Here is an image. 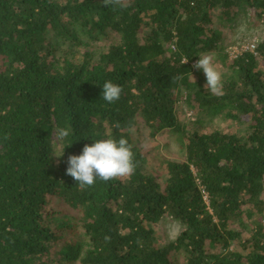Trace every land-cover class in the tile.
<instances>
[{
	"label": "trees",
	"instance_id": "trees-1",
	"mask_svg": "<svg viewBox=\"0 0 264 264\" xmlns=\"http://www.w3.org/2000/svg\"><path fill=\"white\" fill-rule=\"evenodd\" d=\"M215 10L262 18L264 0H126L123 8L0 0V264H176V255L183 264H264V39L232 61L237 75L223 95L207 94L191 81V63L218 50ZM85 41L108 46L80 64L55 54ZM106 81L123 89L115 103L102 99ZM183 93L202 111L248 117L247 133L185 130L176 114ZM139 119L151 137L168 131L185 142L163 183L133 139ZM60 127L72 133L57 142ZM106 134L132 145L135 172L81 189L66 175L68 157ZM254 215L249 238L230 228ZM163 218L183 228L159 246L153 225Z\"/></svg>",
	"mask_w": 264,
	"mask_h": 264
},
{
	"label": "rangeland",
	"instance_id": "rangeland-1",
	"mask_svg": "<svg viewBox=\"0 0 264 264\" xmlns=\"http://www.w3.org/2000/svg\"><path fill=\"white\" fill-rule=\"evenodd\" d=\"M210 18L212 28L220 34L221 38L218 50L207 54L213 57V63L217 70L221 72L222 82H224L229 75H237V71L231 69L232 61L241 53L251 51L260 40L264 39V17L258 18L251 10H248L245 14H232L225 18L222 16L221 10H215L211 12ZM143 37L144 30L140 34L141 41ZM85 43L87 45L81 47L71 46V43V45L61 43L57 46L55 54L64 56L59 54L65 52L68 54L69 60L80 64L85 61V53L90 52L92 55H90L89 61H95L101 51H105L108 46V43L101 41H85ZM168 48L173 50L171 45ZM199 57L191 63L193 72L190 79L193 83H199L205 90L206 79L203 71L193 67ZM258 68L264 73V64H258ZM205 92L210 94L206 90ZM185 97V93L180 96L181 99H179L176 108L178 122L185 130L199 133L218 131L237 136H244L247 133L250 124L248 117L241 115L236 119L226 117V110L211 114L210 112L202 111L194 102L187 104ZM232 113L236 115L235 112ZM137 121L138 125L132 135L137 148L145 157V169L159 183H163L166 178L167 161H182L184 159L185 142L180 136L168 131L158 132L153 138L149 135L150 131L144 127L143 121L141 119ZM262 199L264 201V192ZM256 218H258L256 215L252 219L243 217L242 226H238L237 222H234L230 225V228L240 231L242 238L247 239L252 229V221ZM153 228L157 244L164 246L173 242L183 227L176 220L163 218L158 224L153 225ZM231 249L239 252V243L237 241L232 242ZM174 259L176 264H183L181 255H176Z\"/></svg>",
	"mask_w": 264,
	"mask_h": 264
},
{
	"label": "clouds",
	"instance_id": "clouds-1",
	"mask_svg": "<svg viewBox=\"0 0 264 264\" xmlns=\"http://www.w3.org/2000/svg\"><path fill=\"white\" fill-rule=\"evenodd\" d=\"M125 5L126 0H102L104 7L123 8ZM193 67L203 71L206 79L204 88L208 93L214 96L223 95V77L214 65L211 55L202 53ZM172 79H182V77ZM102 88V99L109 104L118 101L123 91L120 85L111 81H106ZM71 133L70 127H60L54 131L53 136L57 142H62ZM106 135L107 138L95 140L92 145L86 144L81 155L68 157L66 175L72 177L81 189L93 186L97 179L108 182L116 178L131 176L135 172L136 162L132 145L123 137L117 140L111 134ZM106 239L109 238L106 237Z\"/></svg>",
	"mask_w": 264,
	"mask_h": 264
},
{
	"label": "built area",
	"instance_id": "built-area-1",
	"mask_svg": "<svg viewBox=\"0 0 264 264\" xmlns=\"http://www.w3.org/2000/svg\"><path fill=\"white\" fill-rule=\"evenodd\" d=\"M172 46V49H174V45H171ZM250 52H254V48L250 51ZM202 195H203V199L206 201L207 200V196L204 192H202Z\"/></svg>",
	"mask_w": 264,
	"mask_h": 264
}]
</instances>
